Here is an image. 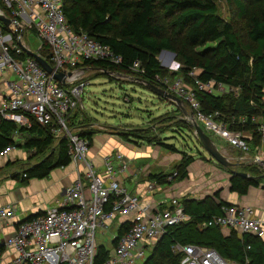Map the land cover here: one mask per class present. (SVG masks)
Instances as JSON below:
<instances>
[{
  "label": "built area",
  "instance_id": "1",
  "mask_svg": "<svg viewBox=\"0 0 264 264\" xmlns=\"http://www.w3.org/2000/svg\"><path fill=\"white\" fill-rule=\"evenodd\" d=\"M3 13L11 20L8 26L0 21V119L10 121L16 128L12 131V143L0 150V158H7L21 138L20 127H30L34 120L46 127L55 143L66 141L67 152L73 163L83 162L84 172L66 187L60 199V207L47 209L43 214L18 223L15 233L4 240L1 246L12 249L14 254L9 264H94L97 253V236L117 217H125L130 225L117 239L112 252L103 264H140L152 245L168 226L188 219L178 198L151 205L128 190L120 180L129 168V161L121 152H114L103 158L101 168L87 159L88 142L79 134L80 127L70 123L76 112L84 111L82 98L89 84L87 75L98 72L133 80L130 74L117 75L105 69H92L82 65L85 60H102L119 64L122 59L105 44L97 42L85 31L73 30L68 24L63 0H0ZM5 10V11H4ZM32 31L41 41L36 52L31 51L25 35ZM48 46V58L40 55L39 49ZM31 51L52 68L45 70ZM162 56L160 65L170 71H178L180 65L169 57ZM25 53V56H21ZM164 53V54H163ZM171 59V60H170ZM129 69L137 74L145 70L138 61ZM62 73L58 81L54 74ZM188 83L182 76L172 82L169 75L157 76V86L174 94L188 107L185 119L195 120L204 131L212 134L227 145L228 149L240 152L239 157H228L241 165H256L264 169V158L256 152L251 154L247 133L231 130L227 123L218 119L219 112L204 114L196 90L213 95L232 92L237 87L219 81L198 79L196 67L190 68ZM141 84V83H139ZM264 102V96H262ZM240 122L246 120L239 117ZM264 144V118L252 116ZM220 149V148H219ZM177 172L167 176L171 180ZM22 176H25L23 174ZM158 184L152 180L146 183V190L152 191ZM85 188L89 196H85ZM11 206L0 207V218L13 217ZM216 226L232 229L237 233H249L264 237V220L255 216V209L249 204H231L221 207V213L200 223V227ZM173 252L181 254L179 264H236L221 257L214 249L195 244L172 246Z\"/></svg>",
  "mask_w": 264,
  "mask_h": 264
},
{
  "label": "trees",
  "instance_id": "2",
  "mask_svg": "<svg viewBox=\"0 0 264 264\" xmlns=\"http://www.w3.org/2000/svg\"><path fill=\"white\" fill-rule=\"evenodd\" d=\"M216 1L63 0V9L73 30L85 31L97 42L108 45L122 59L116 65L102 60H85L82 63L84 66L138 76L150 84L158 85L155 82L157 76L174 74L162 67L157 58L162 50H166L174 53L175 61L180 65L176 73L188 83L192 84V80L187 71L196 67L197 77L202 81L213 79L237 87V95L232 92L213 95L196 90V97L200 102L201 112L208 114L217 111L218 119L227 123L229 129L247 133L246 137L253 151L260 145V134L251 117L264 118V102L261 99L264 96V0H228L236 7L240 19L244 20L241 26L223 19L218 13ZM247 3L253 5L249 12L245 7ZM0 7L3 8L1 3ZM177 38L182 40L181 43L174 42ZM207 43L212 45L206 46ZM197 47L202 49L196 51ZM39 53L48 58L49 49L45 43H42ZM21 56H25V53ZM135 61L144 68V74L140 75L129 69ZM83 112L74 113L69 118L70 123L76 118H82ZM239 117H245L246 120L240 122ZM179 119L178 122H182L183 118ZM87 122L92 124L89 118L81 122V125ZM79 127L78 132L87 140L89 147L96 130L94 127ZM186 127L191 129L188 125ZM15 128L16 125L12 122L0 119V150L12 143L10 135ZM126 130L129 129L118 128L117 133L129 142L166 144L153 136L141 134L137 131L140 129ZM18 131L25 135L24 147L34 148L37 154H45L36 164L21 172L22 181L32 177H46L53 168L69 164L66 141L61 139L54 153L51 148L53 137L46 127L33 120L30 127H20ZM165 146L173 150L171 145ZM193 160L190 155H184L174 170L177 172L174 177L184 178L187 175L186 169ZM229 169L225 167L228 172ZM241 169L248 173L249 178L230 174L229 190L245 195L250 187L261 186L263 177L257 170L264 169L253 164L241 165ZM14 176L20 178L19 174ZM167 176L169 175L156 173L150 174L148 179L160 185L169 182ZM181 205L189 218L168 226L148 246L147 255L140 264H179L181 254L173 252L174 244H195L212 248L225 260L236 264H264V237L249 233L240 235L232 229L224 233L223 228L216 226L200 227L203 221L220 214L222 206L231 205L220 198L218 191L199 199L183 198ZM30 218L32 217L27 219ZM128 226L120 225L113 244ZM108 255L104 246H98L94 264H103Z\"/></svg>",
  "mask_w": 264,
  "mask_h": 264
},
{
  "label": "crops",
  "instance_id": "3",
  "mask_svg": "<svg viewBox=\"0 0 264 264\" xmlns=\"http://www.w3.org/2000/svg\"><path fill=\"white\" fill-rule=\"evenodd\" d=\"M94 122L83 123L82 128L90 129L94 127L96 133L92 135L90 146L87 151V159L92 161L97 168H101L103 158L114 152H121L129 161V168L124 175H120V180L123 185L130 191L135 192L141 197V200L151 205H158L161 201L169 200L172 197L178 198L181 202L183 198L199 199L206 195H211L214 192H219L222 200L231 204H249L255 209V216L264 220V182H261L260 187H250L245 195H239L229 190L230 173L223 169H217L212 161L209 164L206 160L203 163L200 160H193L187 167V175L176 180L173 177L169 182H163L156 186L154 190H146V183L151 181L148 178L144 179V175L156 174L158 171H153L152 167L160 165L161 168L169 166L167 164V155L161 151L151 149L150 145L144 143L137 144L129 142L122 138L117 133L118 126L113 124H96ZM126 128V127H125ZM127 129H130L127 128ZM115 130V131H114ZM25 135L16 142L17 148L12 151L7 158H0V167L9 168L7 172L0 171V207L11 206L14 216L8 219L0 218V240L15 233L19 222L26 220L29 217H35L43 214L47 209L60 207V199L63 191L71 183H73L80 172H84V163L69 162L66 166L53 168L46 177H32L22 181L21 172L36 164L45 154H37L34 148H26L23 146ZM222 142V151L224 145ZM57 143H51L53 152L56 153ZM224 146V147H223ZM232 150V149H228ZM259 151V152H258ZM236 156H240L237 150L232 151ZM258 152L264 158V144L251 150V154ZM233 157V156H230ZM137 159H143L145 162L136 163ZM178 164L179 160H176ZM241 170V166H237ZM175 170V169H174ZM173 170V171H174ZM165 172V171H164ZM15 174H19L20 178H16ZM166 174V172L164 173ZM226 180V183H220ZM129 185V186H127ZM85 196H89L87 188H85ZM130 223L125 217H117L111 221L104 229H100L97 236L98 246H104L108 254L112 252L115 244L113 239L116 236L120 225L125 224L126 227ZM228 233V229L223 230ZM240 234V233H239ZM241 235V234H240ZM110 239V245H105V241ZM14 252L12 249H7L1 246L0 264H9Z\"/></svg>",
  "mask_w": 264,
  "mask_h": 264
},
{
  "label": "rangeland",
  "instance_id": "4",
  "mask_svg": "<svg viewBox=\"0 0 264 264\" xmlns=\"http://www.w3.org/2000/svg\"><path fill=\"white\" fill-rule=\"evenodd\" d=\"M216 3L218 13L223 19L231 21L236 26L243 25L244 20L240 19L237 15V9L232 2L228 0H217ZM245 7L246 11L249 12L253 5L247 3ZM25 39L29 42L31 51L33 52H36L41 45L40 39L32 31L25 35ZM181 41L182 40L178 38L174 39L176 44L181 43ZM210 45H212V43H207L206 46ZM200 49H202V47H197L195 50L200 51ZM167 53H169L168 56L171 57V59L175 60L173 52L168 51ZM157 58L161 61L162 56L158 55ZM168 71L174 72L172 76H169V81L172 82L178 76L176 73L177 71ZM87 79H89V84L85 87L82 98L84 112L82 118L79 120L76 118L74 121L73 125L75 127L82 126L81 122H85L90 118V120L94 122V127L96 129L99 127V125L96 124L99 123L113 124L120 129L125 127H130L129 130L134 131L140 129L137 131L141 132V134L153 136L159 139L160 142L171 145L173 150L167 148L165 146L166 144L154 143L150 145V143L145 142L147 145H150L151 149L155 148L163 153L161 155L168 156L166 160L169 166L161 168L160 165H155L152 167V170L158 171V174H164L166 172V175H171L178 165L175 159L180 162L184 155H190L194 160L197 159L203 163L209 160L207 162L212 164L211 162L214 161L203 149L194 132L186 127V119H183L182 122H178V120H180L179 117L183 118L184 114L182 109L172 101L159 98L145 86L138 84L132 79L116 78L106 73H91L87 75ZM184 111L187 112V114L190 112L188 107H184ZM86 118L87 120H85ZM207 134L211 136L218 148L222 147L221 140L208 132ZM222 152L228 156L234 157L237 155L226 147H224ZM143 162H145L143 159L136 160L137 164ZM215 167L217 169H223L219 164H216ZM231 168L243 172V169L240 170L237 166H232ZM8 169V167H0V171H8ZM261 169L263 168L261 167ZM257 171L262 175V181L264 182V170ZM143 175L144 179L149 178V176ZM176 180L180 179L177 178ZM224 182L226 183V180L220 183ZM104 244L109 246L110 239L105 241Z\"/></svg>",
  "mask_w": 264,
  "mask_h": 264
},
{
  "label": "water",
  "instance_id": "5",
  "mask_svg": "<svg viewBox=\"0 0 264 264\" xmlns=\"http://www.w3.org/2000/svg\"><path fill=\"white\" fill-rule=\"evenodd\" d=\"M0 21L5 25L8 26L11 23V20L3 13V10L0 8ZM165 50H162L160 53L164 52ZM27 54L30 56L35 57V59L41 64V66L47 70L48 72L52 71V68L47 64V62L42 59L37 54L27 51ZM117 75H122L121 73L117 72ZM55 78L58 81H61L63 79L62 73H56L54 74ZM136 81L144 85L149 91L154 93L156 96L166 99L169 101H172L175 103L178 107H180L183 111V119L185 120V116H187V112L184 111L183 101L175 96L174 94L166 92L161 87L150 84L148 81L140 78V77H133ZM187 125L193 130L196 138L202 145L203 149L209 154V156L214 160L215 163L221 165L222 167L230 168L229 172L231 175H240L244 178H249V175L247 172H242L238 170H234L231 167L232 166H238L239 162L232 161L230 157L226 156L216 145V143L213 141V139L203 130V128L195 121H187Z\"/></svg>",
  "mask_w": 264,
  "mask_h": 264
}]
</instances>
